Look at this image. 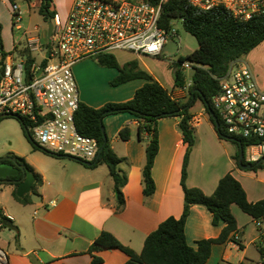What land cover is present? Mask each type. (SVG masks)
Listing matches in <instances>:
<instances>
[{
	"label": "crops",
	"instance_id": "crops-1",
	"mask_svg": "<svg viewBox=\"0 0 264 264\" xmlns=\"http://www.w3.org/2000/svg\"><path fill=\"white\" fill-rule=\"evenodd\" d=\"M70 1L65 17L57 13L55 6L58 0H53L52 10L66 19L74 0ZM18 4L24 13L21 29L14 23L11 3L8 0L0 2L1 7H8L7 17L0 9V23L6 21L2 33L5 51L9 53L6 60L27 48L30 41L40 40L46 45L50 40L48 23L39 14L42 0L36 3L35 0H19ZM36 12L41 20L35 24L29 20L26 28L24 21L31 19ZM14 30L21 33L19 44L15 43ZM120 54L123 60L117 58L121 65L138 61L140 67L156 81L172 94H178L180 101L188 100V93H179V88L175 87L173 72L156 74L145 62L144 58L150 57L125 52ZM74 74L81 103L94 109L108 103L130 101L146 83L143 79H136L112 86L119 71L100 66L92 59L77 64ZM197 104L199 106L196 107ZM197 104L191 109L194 115L191 124L196 140L189 160L187 186L199 188L211 196L220 180L231 173L242 184L250 202L263 200L264 173L259 172L260 178L251 181L249 175L256 178L257 173L245 171L236 165L234 156L238 151L237 146L219 138L204 105L200 101ZM179 122L180 118L158 122L160 149L153 168L156 192L147 198L142 178L146 143L138 140V120L127 113L105 118V131L111 147L119 158L124 159L120 168L127 176V184L123 188L125 207L121 212H117L118 195L106 164L92 167L73 158L32 149V155L24 159L41 178L32 203L24 205L14 199L16 186H0V213L18 228L16 232L0 225V246L9 254V264H92L93 256L88 251L102 232L113 234L123 245L140 254L148 236L161 223L170 217L179 219L184 211L181 173L187 145L183 141ZM127 126L132 130V138L123 142L119 133ZM14 155L23 156L18 153ZM51 202H55L56 206H50ZM232 212L237 220L238 231L234 237L238 243L230 240L213 246L207 264H264V256L260 252L264 249V219L255 221L236 205L232 206ZM212 220V214L205 208H192L185 230L191 247L197 249L199 241L217 239L221 235L226 224L222 222L214 226ZM96 255L103 259L102 264H126L129 260L119 250H104Z\"/></svg>",
	"mask_w": 264,
	"mask_h": 264
},
{
	"label": "trees",
	"instance_id": "trees-1",
	"mask_svg": "<svg viewBox=\"0 0 264 264\" xmlns=\"http://www.w3.org/2000/svg\"><path fill=\"white\" fill-rule=\"evenodd\" d=\"M8 1L12 5L17 0ZM144 1L157 2V0ZM52 3L53 0H42L39 9V14L48 24L53 22L56 15L52 10ZM174 20H180L185 31L193 36L199 45L194 53L187 57H180L178 62L173 64L174 85L176 88H183L187 83L180 65L187 61L196 65L191 71L193 84L189 89L188 100L186 102L175 100L172 97V91L161 85L146 70L142 69L138 61L134 60L121 65L115 56L119 52L110 53L99 56L97 60L100 66L115 68L119 71L118 77L111 83L112 86H119L136 79H143L146 83L136 91L133 99L124 103H108L100 109H94L81 103L75 121L77 129L82 135L96 139L99 149L103 148L99 160H97V156L88 166L96 167L100 164L108 166L118 195L117 212H121L125 207L123 188L127 184V176L120 168L124 159L119 158L114 152L104 130L105 118L127 113L138 120V140L146 143V160L142 170V178L144 195L147 198L152 197L156 192L153 168L160 149L158 122L168 118H180L179 128L183 141L187 145L181 173V186L185 196L183 214L179 219L170 217L161 223L158 229L148 236L140 254L123 245L113 234L102 232L88 251L93 256L92 264L103 263V259L98 257L96 253L104 250H119L125 253L129 257L126 264H207L213 246L225 244L230 240L238 243L234 237L238 227L237 220L232 212L233 205L238 206L255 221L264 219V199L256 203L250 202L242 184L231 173L220 180L211 196L206 195L199 188H189L187 186L189 160L196 140L194 127L191 124L194 116L191 109L198 101L204 105L219 138L237 146L238 151L234 156L236 165L242 169L239 164L242 148L245 154L244 164L252 166L250 171L257 172L258 169L264 167V158L253 163L246 160V148L254 141L244 138L233 141L231 137L224 135L222 126L217 129L210 114V112H214L218 122L221 123L219 114L213 104L214 97L220 92V84L216 78L223 77L233 61L243 59L264 43V15L249 21H238L224 9L205 12L186 2L170 0L163 8L161 26L170 32L173 29ZM2 33L3 25L0 23L1 66L5 64L9 55L5 51ZM18 52L26 59V72L28 77H31V69L36 63V58L26 48ZM16 118L21 123L25 137L33 145V150H42L34 140V125L22 117ZM4 119L6 118L0 119V122ZM119 138L123 142L130 141L132 138L131 128L128 126L123 128L119 133ZM45 152L48 153V151ZM12 156L18 165L24 166L35 175L36 182L30 194L22 198L18 197L16 193L17 186L13 193V197L17 202L24 205L31 204L32 197L37 195L41 178L35 174L34 169L24 158L14 154ZM81 162L85 163V161ZM194 206L203 207L210 212L214 226H218L222 222L226 224L217 239L199 241L197 249L188 244L185 232L187 221ZM4 219L6 218L0 213V222ZM260 252L264 256V249H261Z\"/></svg>",
	"mask_w": 264,
	"mask_h": 264
},
{
	"label": "built area",
	"instance_id": "built-area-1",
	"mask_svg": "<svg viewBox=\"0 0 264 264\" xmlns=\"http://www.w3.org/2000/svg\"><path fill=\"white\" fill-rule=\"evenodd\" d=\"M18 1L11 5V11L15 25L21 29L24 13ZM169 1L74 0L66 19L55 15L48 44L40 40L28 44L26 49L34 57L42 56V61L33 65L31 77L26 72V59L20 54L9 57L0 67V119H27L34 125L39 147L55 156L85 162L96 159L98 141L82 135L76 126L81 99L74 67L116 52L160 57L171 36H175L173 29L168 32L161 26L163 8ZM178 1L205 12L224 9L238 21L264 15V0ZM195 66L188 61L180 65L187 83L179 88V93H189L193 84L189 73ZM216 79L220 92L213 104L220 128L233 141H254L246 148V160L259 161L264 158V86L242 59L233 61L227 73ZM172 97L180 101L178 94L173 93ZM50 206L56 203L51 202ZM9 263V254L0 246V264Z\"/></svg>",
	"mask_w": 264,
	"mask_h": 264
},
{
	"label": "rangeland",
	"instance_id": "rangeland-1",
	"mask_svg": "<svg viewBox=\"0 0 264 264\" xmlns=\"http://www.w3.org/2000/svg\"><path fill=\"white\" fill-rule=\"evenodd\" d=\"M36 2H38V0H35V3ZM70 2H71L70 0H58L55 6L57 13H59L62 17H65L68 9L70 8V5H71ZM0 9H2L1 13L4 15V17H7L8 16L7 5H3L2 7L0 6ZM29 20L32 24H35L38 21H40L41 18L37 12L36 14L33 13L31 19L29 18L27 19V21H24L23 23V25L26 28L29 26L27 25ZM5 22L6 21H3L2 25ZM173 30H174L175 36H171L168 44L166 45L164 49L163 54L160 57L144 58L145 62L148 64L149 67L152 68V70L156 74L158 73L161 74L164 72H173L174 70L173 64L177 63L180 57H187L191 55L192 53H194L199 48L197 40L185 31L183 24L180 20L173 21ZM20 37H21V33L14 30V39H15L16 44L20 43ZM120 53L115 54V56L118 57L119 59L121 58ZM92 60L96 61L98 64L97 59H92ZM120 60H123V59H120ZM242 60L250 68V70L255 74V76H257L259 83L263 85L264 83V45L257 48L254 52L244 57ZM36 61L41 62L42 56L37 55ZM197 106H199V104H197L196 107ZM34 140L37 143L35 138ZM32 149H33V145L25 137L21 123L18 120V118L9 117L0 122V159L7 157L9 155L16 154V153L23 155L21 157L26 159V156L32 155L31 154ZM245 171H248L251 173L252 172L257 173L256 178L252 174L249 175L251 181L253 179L257 180L258 178H260L259 172L264 173V167L262 169H258L257 172L250 171V170H245Z\"/></svg>",
	"mask_w": 264,
	"mask_h": 264
},
{
	"label": "water",
	"instance_id": "water-1",
	"mask_svg": "<svg viewBox=\"0 0 264 264\" xmlns=\"http://www.w3.org/2000/svg\"><path fill=\"white\" fill-rule=\"evenodd\" d=\"M49 29V37L52 38L53 31H54V25L53 22H50L48 24ZM42 71H40L39 75H41ZM211 116L213 117L215 121V125L217 129L220 128V124L218 122L217 117L215 116L214 112H210ZM105 130V128H104ZM42 151L45 152V150L42 149ZM103 151V148L99 150V154L97 157V160H99L101 153ZM47 153V152H46ZM48 154H51L48 152ZM53 155V154H51ZM244 150L241 148L240 151V158H239V164L243 170H250L251 165H245L244 164ZM74 159V158H73ZM77 160V159H75ZM7 161H10L11 163H8ZM79 161V160H78ZM85 165H91V163L85 162ZM21 176L20 179L15 180V177ZM35 175L31 173L28 169H26L24 166H18L15 159L12 157H4L0 159V184L2 185H13L17 186V196L22 198L27 194H30L33 188V185L35 184ZM0 225L12 230V231H18V228L14 225V223L9 219H4L2 222H0Z\"/></svg>",
	"mask_w": 264,
	"mask_h": 264
},
{
	"label": "flooded vegetation",
	"instance_id": "flooded-vegetation-1",
	"mask_svg": "<svg viewBox=\"0 0 264 264\" xmlns=\"http://www.w3.org/2000/svg\"><path fill=\"white\" fill-rule=\"evenodd\" d=\"M10 157H12L13 159H14V157L12 156V155H9ZM9 156H7V157H9ZM8 163H11L10 161H7ZM18 165V164H17ZM18 166H20V165H18ZM21 178V176H19V177H15L14 179L15 180H18V179H20Z\"/></svg>",
	"mask_w": 264,
	"mask_h": 264
}]
</instances>
